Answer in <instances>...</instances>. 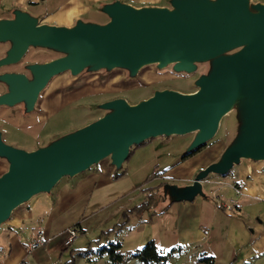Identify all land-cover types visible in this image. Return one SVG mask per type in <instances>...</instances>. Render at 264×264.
<instances>
[{
    "label": "water",
    "instance_id": "water-1",
    "mask_svg": "<svg viewBox=\"0 0 264 264\" xmlns=\"http://www.w3.org/2000/svg\"><path fill=\"white\" fill-rule=\"evenodd\" d=\"M171 4L172 10L114 1L99 9L108 18L105 24L78 20L69 28L40 24L19 10L11 12V19H0V43L8 44L0 67L19 63L30 48L61 55L27 66L29 77L2 75L8 92L0 96V107L24 103L32 112L51 79L65 72L76 77L122 68L133 77L151 64H174L186 73L195 63L210 66L191 94L164 90L135 105L123 99L107 102L98 121L31 152L5 144L0 133V160L8 165L0 176V226L35 196L50 194L62 179H73L106 158L119 172L131 148L147 140L195 133L184 153L204 147L222 119L236 110L241 140L199 171L191 185L171 190L170 199L157 194L159 204L168 200L166 209L197 196L209 199L202 185L209 175L224 177L243 160L264 162V6H250L249 0ZM243 94L249 97L246 105L240 103Z\"/></svg>",
    "mask_w": 264,
    "mask_h": 264
},
{
    "label": "rangeland",
    "instance_id": "rangeland-1",
    "mask_svg": "<svg viewBox=\"0 0 264 264\" xmlns=\"http://www.w3.org/2000/svg\"><path fill=\"white\" fill-rule=\"evenodd\" d=\"M105 1L106 4L119 1L135 8L173 9L171 0ZM249 5L264 6V0H249ZM99 14L92 20L103 23V16ZM7 49L8 44L0 43V59L5 56ZM59 57L61 55L50 50L30 48L19 63L0 67V77L18 71L29 73L27 66L48 63ZM209 69V64L195 63L194 71L186 73L176 71L174 64L163 67L151 64L139 69L133 77L122 68L111 70L109 73L99 71L76 77L65 72L51 79L32 112H27L24 103L14 107H0L2 140L14 148L26 152L34 151L98 121L106 114L100 107L107 102L123 99L128 104L135 105L152 97L155 92L164 90L191 94L198 89L195 82L201 76L207 75ZM2 92H8V87L0 81V96L3 95ZM247 102L249 97L243 94L240 103L246 105ZM241 130L242 118L239 110L225 116L213 139L207 142L196 157L194 156L199 165L211 160L218 161L226 147L241 140ZM194 136L195 133L170 138L160 137L135 147L120 170L125 173L124 176L118 180L108 179L106 184L100 180V185L97 184L99 180H96L95 172L102 164L111 163L110 159L106 158L75 179H62L50 194L35 196L27 205L17 208L10 219L0 226V263H12L21 253L24 254L23 245L33 233L42 231L46 240L45 247L33 253L29 259L32 264H67L69 261H73L69 264H110L107 255H100L101 249L118 241L122 244L124 264H137L133 258L135 250L151 240L157 242L159 232L155 226L144 223L143 220L150 219L154 222L156 217L164 212L163 206L168 200L163 204H156L155 209L151 206V210H132L142 204L145 197L144 201L147 203L150 202V196L155 198L157 194L170 199L171 190L192 184L193 175L183 177V180L179 178L166 181L160 177L146 181L154 170L163 173L178 164ZM261 164L264 162L243 160L224 177L211 174L202 184L203 192L207 194L215 189L219 190L218 194L224 200H228L230 196L234 198L236 196H233V192L218 185L232 182V171L233 174L239 173V181L245 184L246 177L250 176L245 171H248L250 166L254 174L256 167L252 166ZM7 167V163L0 160V176L6 172ZM19 213H23L24 218L21 230H18V226H11ZM126 220L128 222L125 226L130 227V231L123 230L125 226L122 227V224ZM77 223H80L85 232L79 235L69 248H65V231ZM169 224L170 228L162 238L172 246L175 242V228L173 222ZM61 244L63 252L59 249ZM9 248L11 253L7 254ZM174 248L171 247L165 254ZM37 256L40 259L36 260V263L33 257ZM201 258L203 257L199 255L196 247L181 252L176 248L167 264H199Z\"/></svg>",
    "mask_w": 264,
    "mask_h": 264
},
{
    "label": "crops",
    "instance_id": "crops-1",
    "mask_svg": "<svg viewBox=\"0 0 264 264\" xmlns=\"http://www.w3.org/2000/svg\"><path fill=\"white\" fill-rule=\"evenodd\" d=\"M106 3L105 0H0V19H11V12L19 10L38 19L40 24L49 26L69 28L78 20L105 24L108 18L104 14H99L98 10ZM98 14L103 16L101 20L103 23L92 20L97 18ZM195 157L163 171L162 179L167 181L179 178L183 180V177L191 175L195 177L199 171L216 162L211 160L199 165ZM252 167H256L254 174L250 166L248 171H245L250 175L246 177L245 184L239 181V173L233 174L232 171V182L218 185L226 187L233 194L235 193L232 187H238L239 196L235 194L233 196L236 197L230 196L228 200H224L219 196V190L214 189L207 192L209 199L197 196L192 202L174 203L166 209L163 208L164 212L156 217L154 222L150 219L143 220L159 231L157 242L154 240L149 242H153L163 254L171 247L177 248L179 252L196 247L199 255L212 258L213 264H264V164ZM114 172L115 168L110 163L102 164L95 172V178L99 180L97 184L100 185L101 182L106 184L109 182L108 179L113 181ZM230 200H235L236 204L231 210H225L222 205L228 204ZM22 214L19 213L11 224L14 228L18 226V230L24 225ZM172 222L175 228V244L170 246L162 235L168 232L169 223ZM125 229L130 231L128 226L123 228ZM116 244H119L122 250L120 241ZM141 247L143 248L144 244L135 252ZM59 249L61 252L64 251L62 244ZM23 252L24 254L21 253L16 260L8 264H17L23 260L25 251ZM10 253L11 248L7 250V254ZM39 259V256L33 257L34 262Z\"/></svg>",
    "mask_w": 264,
    "mask_h": 264
},
{
    "label": "trees",
    "instance_id": "trees-1",
    "mask_svg": "<svg viewBox=\"0 0 264 264\" xmlns=\"http://www.w3.org/2000/svg\"><path fill=\"white\" fill-rule=\"evenodd\" d=\"M108 22V21H107ZM152 139L150 140H147L145 142H143L142 144L140 145H137V146H133L131 148V151H130V154L128 156V158L130 157L131 153H132V150L135 148V147H139L143 144H145L146 142H149L151 141ZM203 149V147L199 148V149H196L190 153H183L182 156H181V159L179 161V164L183 163V162H186L187 160H189L190 158H193L195 155H197L201 150ZM127 158V160H128ZM126 160V161H127ZM125 161V162H126ZM122 170V169H121ZM124 172H116L114 173L113 175V181L115 180H118L120 179L121 177L124 176ZM164 174L163 173H159L157 170H154L147 178V181L146 182H149L150 180L152 179H156V178H160L162 175ZM163 186V185H161ZM149 197V196H148ZM150 202L147 203L145 201L142 202V204H140L138 207L134 208L132 210L133 211H136L138 210L139 212L140 211H143L144 209H151L152 207H154L156 204L159 203L156 195H155V198L154 196H150ZM152 206V207H151ZM128 213H130L128 211ZM125 217L128 219V216H126L125 214ZM128 220H126L123 224H122V227L125 226L127 224ZM73 227L79 229L80 231V235H83L84 234V230H82L81 228V225L80 223H77L75 224ZM176 251V249H172L169 253L167 254H163L158 248L157 246L153 243V242H148L142 249L138 250L134 255H133V258L135 260V262L137 264H167V261L169 260V258L173 255V253ZM103 254H106L107 257H108V260L110 262V264H124V256L122 255L121 253V246L119 244H110L109 247H103L101 249V253L100 255H103ZM70 262H73V261H69ZM67 263V264H69ZM199 264H213V259L212 258H208V257H203L201 259H199L198 261Z\"/></svg>",
    "mask_w": 264,
    "mask_h": 264
},
{
    "label": "built area",
    "instance_id": "built-area-1",
    "mask_svg": "<svg viewBox=\"0 0 264 264\" xmlns=\"http://www.w3.org/2000/svg\"><path fill=\"white\" fill-rule=\"evenodd\" d=\"M232 189L237 196L240 195V190L238 187L233 186ZM235 204H236L235 200H230L228 204L222 205V207L225 210H231L235 206ZM79 235H80L79 229L75 227H71L67 229L65 232L66 238L63 243L65 248H69L73 244V242L78 238ZM45 243L46 240L44 238L43 232L42 231L36 232L33 235V237L26 244H24L23 248L25 251V258L20 262H18L17 264H32L29 259L31 258V256L35 251L44 248Z\"/></svg>",
    "mask_w": 264,
    "mask_h": 264
},
{
    "label": "flooded vegetation",
    "instance_id": "flooded-vegetation-1",
    "mask_svg": "<svg viewBox=\"0 0 264 264\" xmlns=\"http://www.w3.org/2000/svg\"><path fill=\"white\" fill-rule=\"evenodd\" d=\"M13 73L24 74V75H26V76L29 75V73H26V72H24V71H18V72H13ZM3 93H4V92H2L1 94H3Z\"/></svg>",
    "mask_w": 264,
    "mask_h": 264
}]
</instances>
